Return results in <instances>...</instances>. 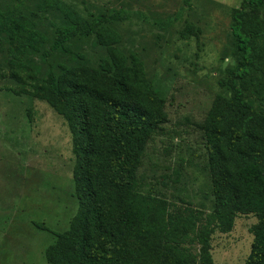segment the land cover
<instances>
[{
  "label": "rangeland",
  "instance_id": "rangeland-1",
  "mask_svg": "<svg viewBox=\"0 0 264 264\" xmlns=\"http://www.w3.org/2000/svg\"><path fill=\"white\" fill-rule=\"evenodd\" d=\"M83 17L120 8L128 15L110 23L120 35L115 47L128 62L135 55L146 79L165 100L168 120L159 124L138 172V191L128 204L152 222L166 219L168 208L202 212L189 227L185 246L197 248L195 235L208 226L213 210L202 132L198 129L215 94L230 96L227 81L236 64L231 12L242 0H62ZM0 12L24 16L45 40L15 60L13 44L0 31V264H49L45 248L54 232L67 229L76 212L70 134L65 121L32 84L48 67L76 63L97 66L108 58L94 37H74L70 52L50 51L61 14L40 0H0ZM264 18V5L260 7ZM170 20L165 26L157 22ZM192 25L196 34L181 33ZM16 73L18 78L13 77ZM255 108L262 102L245 92ZM205 222V223H204ZM253 214H238L227 232L215 229L210 253L215 264H243L249 255ZM37 224L45 226L41 229ZM162 239V230L156 235Z\"/></svg>",
  "mask_w": 264,
  "mask_h": 264
},
{
  "label": "trees",
  "instance_id": "trees-1",
  "mask_svg": "<svg viewBox=\"0 0 264 264\" xmlns=\"http://www.w3.org/2000/svg\"><path fill=\"white\" fill-rule=\"evenodd\" d=\"M264 0H242L231 12L236 64L227 86L230 96L215 94L202 121L212 205L196 235L197 248L185 246L189 227L202 212L168 208L166 219L152 222L128 204L138 191V172L152 132L168 120L165 100L146 79L142 62L115 45L120 35L110 23L128 15L125 9L83 17L62 0H40L58 11L65 24L56 26L50 51L70 52L74 37H94L108 58L97 66L76 63L48 67L32 84L66 123L74 156L72 179L77 208L67 229L54 232L44 251L49 264H215L210 253L213 231H229L238 214H253L249 255L243 264H264ZM170 20L157 22L165 26ZM0 31L13 44L15 60L45 40L24 16L0 12ZM192 25L181 33L196 34ZM13 77L18 78L16 73ZM262 102L255 108L245 92ZM205 223V222H204ZM39 228L45 226L37 224ZM162 230V239L156 235Z\"/></svg>",
  "mask_w": 264,
  "mask_h": 264
}]
</instances>
